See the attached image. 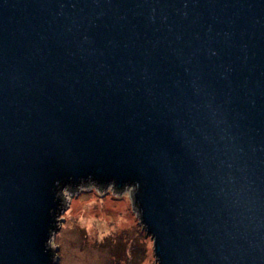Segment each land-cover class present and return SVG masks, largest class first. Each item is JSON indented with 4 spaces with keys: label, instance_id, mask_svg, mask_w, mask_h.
Listing matches in <instances>:
<instances>
[{
    "label": "water",
    "instance_id": "95a60500",
    "mask_svg": "<svg viewBox=\"0 0 264 264\" xmlns=\"http://www.w3.org/2000/svg\"><path fill=\"white\" fill-rule=\"evenodd\" d=\"M91 184L158 264H264V0H0V264Z\"/></svg>",
    "mask_w": 264,
    "mask_h": 264
},
{
    "label": "rangeland",
    "instance_id": "374dc122",
    "mask_svg": "<svg viewBox=\"0 0 264 264\" xmlns=\"http://www.w3.org/2000/svg\"><path fill=\"white\" fill-rule=\"evenodd\" d=\"M131 189L116 194L112 185L101 191L91 184L62 190L67 205L50 239L56 264H158L154 241L134 212Z\"/></svg>",
    "mask_w": 264,
    "mask_h": 264
},
{
    "label": "trees",
    "instance_id": "16d2710c",
    "mask_svg": "<svg viewBox=\"0 0 264 264\" xmlns=\"http://www.w3.org/2000/svg\"><path fill=\"white\" fill-rule=\"evenodd\" d=\"M61 195V194H60Z\"/></svg>",
    "mask_w": 264,
    "mask_h": 264
}]
</instances>
